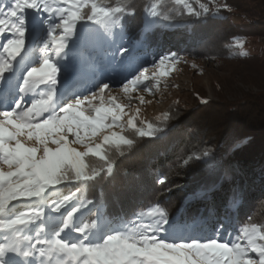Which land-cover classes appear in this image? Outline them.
I'll return each mask as SVG.
<instances>
[{
    "label": "snow or ice",
    "instance_id": "1",
    "mask_svg": "<svg viewBox=\"0 0 264 264\" xmlns=\"http://www.w3.org/2000/svg\"><path fill=\"white\" fill-rule=\"evenodd\" d=\"M196 3L199 11L190 0H175L188 17L213 11L200 0ZM215 11L219 12V6ZM32 13L35 17L30 21ZM127 15L125 7L106 8L97 0H14L7 10L0 8V36L10 34L4 36L6 43H0V91L5 90L17 59L27 53L22 66L26 71L15 89L19 98L11 110H0V264H264V226L243 223L236 215L216 218L214 228L191 235L178 214L170 215L161 207L149 210L150 223L136 225L106 212L103 190L99 202L77 196L113 173V148L123 156L136 145V140L114 129L127 128L141 138H160L166 132L150 122L141 121L143 126H138L140 110L129 116L111 95L110 86L117 85L128 97L142 85L151 92L145 81L154 79L158 86L180 62L178 53L171 52L159 57L158 63L151 62L155 70L147 67L144 46L121 26ZM160 18L156 11L145 16L144 32L153 30ZM66 79L81 91L57 108L56 89ZM49 84L35 94L41 85ZM12 87L9 84L7 90ZM29 94L34 98L26 103L23 97ZM139 99L144 102L143 96ZM97 100L99 104L94 103ZM125 117L129 118L125 121ZM164 118L168 119L167 114ZM201 155L209 157L210 150ZM192 159L189 156L183 163ZM158 182L164 184L165 179ZM72 184L77 185L75 192L57 198L59 186ZM233 193L230 206L235 208L242 192L234 188ZM13 202L26 210L14 211L18 205ZM89 217L94 218L85 223ZM230 227L236 235L229 241L225 231Z\"/></svg>",
    "mask_w": 264,
    "mask_h": 264
},
{
    "label": "trees",
    "instance_id": "2",
    "mask_svg": "<svg viewBox=\"0 0 264 264\" xmlns=\"http://www.w3.org/2000/svg\"><path fill=\"white\" fill-rule=\"evenodd\" d=\"M190 2L199 11L196 0ZM97 3L106 8L125 7L130 15L121 20V26L148 53L160 56L176 52L212 61L219 70L229 72L231 80L239 79L258 92L243 93L241 100L232 103L223 97L217 102L204 98L191 111L171 105L167 120H150L166 128L160 138H141L126 129L123 135L136 140V145L123 156L113 148V173L77 196L99 202L103 190L106 212L123 216L125 222L161 207L192 226L193 235L208 232L215 227V219L226 214L238 216L243 223L264 226V55L241 57L234 45L238 38L264 40V0H215L214 4L200 0L213 11L199 18L188 17L183 7L168 0ZM83 11L89 13L90 8ZM151 11L160 13L161 18L145 33L144 18ZM163 15L172 19L164 21ZM239 16L249 25L235 24L233 20ZM205 150H210L207 158L201 155ZM189 156L193 159L185 165L183 161ZM208 161L215 166L209 167ZM160 178L165 179L164 184L158 182ZM76 188L72 184L62 190ZM234 188L241 190L242 200L232 208ZM227 232L236 231L230 227Z\"/></svg>",
    "mask_w": 264,
    "mask_h": 264
},
{
    "label": "rangeland",
    "instance_id": "3",
    "mask_svg": "<svg viewBox=\"0 0 264 264\" xmlns=\"http://www.w3.org/2000/svg\"><path fill=\"white\" fill-rule=\"evenodd\" d=\"M173 3L175 6H180L175 4V0H168ZM14 0H0V8L7 10V7L13 3ZM182 7V6H181ZM31 11V10H29ZM35 17V13L30 14L29 20L31 21ZM235 24L249 25V22L243 17L239 16L233 20ZM114 31H120L119 29H114ZM10 34L5 33L4 36ZM4 36H0V43H6ZM234 45L237 47L236 52L239 54L241 50V45L238 43V40L235 41ZM26 46L30 51L32 46V31L31 24L29 25V31L26 34ZM244 50H246L249 55L263 54L264 55V40L262 39H244L243 44ZM2 51V50H0ZM144 53L147 55L149 64L146 66L152 70L154 69L153 64L151 63L155 60L158 63L159 57L152 52L143 48ZM180 62L175 65L173 71L169 73L168 76L163 77L159 80L157 86L156 80H148L145 83L151 88V92L144 90L143 85L140 90L131 94V97L125 96L121 90L122 85L110 86L111 95L117 98V102L125 106V110L129 113V116L136 115V109L138 108L139 114L137 122H150L151 119L155 121H164L165 114L167 109L171 105H178L184 111H191L196 103L203 102L204 98L210 101L217 102L220 97H223L228 102L239 101L243 97V93H252L256 94L258 90L255 87H249L244 83L240 82L239 79L231 80L229 72L221 71L216 67L215 63L212 61H207L203 59L191 58L185 55L179 56ZM27 63V53L23 58H18L15 64V71L7 77L4 88L6 91H0V94H4L8 97L6 101L1 102L0 100V110H11L15 104L14 101L19 98V94L16 93L15 89L19 86V80L22 78L23 71H26V68H23V64ZM38 66V65H37ZM139 73L137 72L136 75ZM151 75V72L148 73ZM131 78V77H130ZM11 84L13 87L9 91L8 85ZM50 87L49 85H41L40 88L36 90L35 94H38L40 90H47ZM81 89L78 88L77 84L71 79L62 80L56 89V97L54 104L57 108L63 107L66 103L71 102L75 99ZM98 91V89H96ZM107 92L105 98L107 100ZM90 95V93H88ZM143 96L144 102L141 103L139 97ZM34 98V94H29L23 97L26 103L30 102ZM2 103V104H1ZM95 104H99V100L94 101ZM107 106V104H106ZM47 114H45L46 116ZM129 117H125L126 121ZM141 124V123H140ZM143 126V124H141ZM125 128L123 131L117 128L114 131L119 132L123 135L126 131ZM70 139H72L70 137ZM30 145H34L35 141H30ZM50 147H55V145H49ZM76 147L77 150L83 151L79 145H72ZM39 154V153H38ZM64 185L59 186L61 189ZM76 190L65 191L61 190L57 194V198H63L65 196L71 195L72 192ZM190 201V200H189ZM17 204L18 207L14 211H23L26 210L22 205H19V202H13ZM11 207V205L9 206ZM71 207V204L68 205ZM85 212L87 209L84 210ZM149 212V211H148ZM144 213L142 216L136 217L131 222H135L136 225L141 223L148 224L152 220V217L148 216L147 213ZM129 222V223H131ZM191 230V235L194 233L192 226L189 227ZM208 229L205 228V231ZM223 231V230H222ZM231 235H228V232L225 233L226 240H232L235 238L236 232H231ZM197 235V234H196ZM2 236V233H0ZM223 242V241H221ZM255 257V253H250Z\"/></svg>",
    "mask_w": 264,
    "mask_h": 264
},
{
    "label": "clouds",
    "instance_id": "4",
    "mask_svg": "<svg viewBox=\"0 0 264 264\" xmlns=\"http://www.w3.org/2000/svg\"><path fill=\"white\" fill-rule=\"evenodd\" d=\"M238 43L241 45V50L239 51V55H240L241 57H246V56H248L249 53H248L246 50H244V48H243L244 38H238Z\"/></svg>",
    "mask_w": 264,
    "mask_h": 264
}]
</instances>
